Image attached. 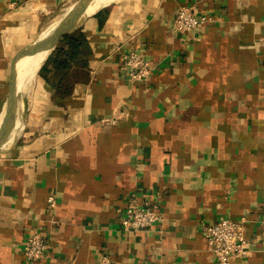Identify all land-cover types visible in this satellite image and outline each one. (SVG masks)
I'll list each match as a JSON object with an SVG mask.
<instances>
[{
	"label": "crops",
	"instance_id": "obj_1",
	"mask_svg": "<svg viewBox=\"0 0 264 264\" xmlns=\"http://www.w3.org/2000/svg\"><path fill=\"white\" fill-rule=\"evenodd\" d=\"M68 1L0 0L1 136L19 55ZM183 5L210 19L172 31ZM78 30L84 62L59 75L57 41L0 148V264H214L203 229L221 218L246 220L248 253L230 264H264V0H112ZM130 50L155 66L146 81L121 69ZM129 204L158 220L123 232ZM32 232L49 249L26 262Z\"/></svg>",
	"mask_w": 264,
	"mask_h": 264
},
{
	"label": "built area",
	"instance_id": "obj_2",
	"mask_svg": "<svg viewBox=\"0 0 264 264\" xmlns=\"http://www.w3.org/2000/svg\"><path fill=\"white\" fill-rule=\"evenodd\" d=\"M209 19L207 15H196L192 6L183 5L179 8L171 29L179 34H188L197 30ZM258 43L264 47V37H261ZM120 57L121 69L130 81H146L155 70V66L135 50L124 52ZM115 122V116L102 119V123L105 124ZM48 202L54 204L52 196L48 198ZM157 220L158 214L154 206L129 204L120 216V227L123 232H134L151 227ZM245 222V218L240 220L221 218L203 229V236L213 256L214 264H230L233 257L245 256L248 253ZM48 249L49 246L40 232L27 235L21 247L26 262H35L43 258ZM99 264H112V262L108 255L102 254Z\"/></svg>",
	"mask_w": 264,
	"mask_h": 264
},
{
	"label": "water",
	"instance_id": "obj_3",
	"mask_svg": "<svg viewBox=\"0 0 264 264\" xmlns=\"http://www.w3.org/2000/svg\"><path fill=\"white\" fill-rule=\"evenodd\" d=\"M95 0H80L78 9L73 12L64 24L52 28L50 30H43L38 36L20 53L17 64L14 68L12 75V82L10 83L8 95V118L11 121L10 130L0 138V148L8 147L17 142L20 137L23 123L21 116V98L22 90L19 83L20 68L18 62L30 56L33 52L39 49L42 45L54 41V47L57 41L64 35L70 34L77 30L82 22L89 16L93 15L97 10L92 13H87V9L92 5ZM53 47V48H54ZM41 67V66H40ZM39 67V68H40ZM39 70V69H38Z\"/></svg>",
	"mask_w": 264,
	"mask_h": 264
},
{
	"label": "bare ground",
	"instance_id": "obj_4",
	"mask_svg": "<svg viewBox=\"0 0 264 264\" xmlns=\"http://www.w3.org/2000/svg\"><path fill=\"white\" fill-rule=\"evenodd\" d=\"M111 1L112 0H95V2L88 7L87 13L90 14L95 10L99 9L101 6ZM74 2H76L77 5L69 4L68 7H66L62 12L57 13V15L54 16L51 19V21L48 23L46 30L56 28L64 24L68 19H70V16L73 14V12H75L78 9L80 3L79 1H74ZM53 47H54V41L42 45L39 49L36 50L32 60L25 68V70L23 71L24 67L21 70L19 74V78H20L19 82L23 94L28 96L31 94L38 69L42 65L41 63L43 62V60L46 59V56L49 54V52L53 49ZM1 137L2 136L0 134V138Z\"/></svg>",
	"mask_w": 264,
	"mask_h": 264
},
{
	"label": "trees",
	"instance_id": "obj_5",
	"mask_svg": "<svg viewBox=\"0 0 264 264\" xmlns=\"http://www.w3.org/2000/svg\"><path fill=\"white\" fill-rule=\"evenodd\" d=\"M85 52L86 44L84 38L77 29L70 34L62 36L58 40L57 46L48 56L47 60H52L54 70L59 73V75L63 74L64 76L74 64L84 62L82 55Z\"/></svg>",
	"mask_w": 264,
	"mask_h": 264
},
{
	"label": "rangeland",
	"instance_id": "obj_6",
	"mask_svg": "<svg viewBox=\"0 0 264 264\" xmlns=\"http://www.w3.org/2000/svg\"><path fill=\"white\" fill-rule=\"evenodd\" d=\"M74 1H79V2H80V0H69L68 2H66L65 4H63L61 7H59V8L53 13L54 16H56L57 13L62 12L66 7H68L69 4L77 5L76 2H74ZM54 16H52L51 18H53ZM49 21H50V20H49ZM47 25H48V22H47V24L44 26V28L47 27ZM45 29H46V28H45ZM36 77H37V75H36Z\"/></svg>",
	"mask_w": 264,
	"mask_h": 264
}]
</instances>
